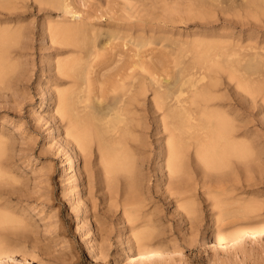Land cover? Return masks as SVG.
I'll list each match as a JSON object with an SVG mask.
<instances>
[{
  "label": "bare ground",
  "instance_id": "1",
  "mask_svg": "<svg viewBox=\"0 0 264 264\" xmlns=\"http://www.w3.org/2000/svg\"><path fill=\"white\" fill-rule=\"evenodd\" d=\"M1 1L0 5L4 6ZM49 1L51 5L60 3L64 14H77L67 0ZM136 1L140 5L145 0ZM217 1L152 0V8L153 3L163 5L161 7L159 4L162 17L155 18V12H152L155 21L152 18L150 24L139 22L130 29L144 31L145 26L149 25L150 31H154L157 25V28L165 31L176 24L189 22L210 29L217 23L202 20L206 15L210 17V8ZM145 4L143 9L146 8ZM224 6H218L220 15H223L219 19L224 23L221 31H196L182 40H175L174 47L171 45L176 50V53L173 50L175 65L181 67L174 80L165 76L161 78L165 74L162 64L152 67V61L148 62L144 57L138 61H126L122 49L114 51L118 46L114 41L119 39V30L106 34L105 39H100L101 42L97 39L98 34L94 33L89 45L83 41L79 45L74 38L71 46L79 48V54H83V57L78 59L82 61L75 68L76 73H67L59 78L60 83L65 77L71 79L72 85L78 88L74 91L70 90L74 87L57 90V114L60 126L64 127L66 141L63 146L69 167H73L71 150L81 157L82 169L90 172V175H86L88 184L92 176L101 174L110 191V199L116 202L114 204H117L118 197L123 198L120 207L133 235L127 247V258L134 263L152 262L164 256L156 245L147 244L155 236L156 225L152 213L145 209L149 198L145 196L143 185L146 172L153 163L159 172V179L166 176V192L176 195L175 199L179 202L192 199L195 195L196 186L191 183L193 167L198 169L199 182L202 180L201 186L205 187L207 173H216L229 166L257 167L262 160L258 148H264V133H259L258 126L264 127V23L252 15L253 10L263 14L264 0H244L241 5ZM240 12L244 17L236 20L229 17L239 16ZM151 14L148 13L149 16ZM251 16L255 19L253 22L250 21ZM16 17V14H0V71L5 66H12L11 48L18 40L19 33L18 27L10 25L9 20ZM53 28H50V32ZM62 29L65 34L68 32L65 37L68 34L75 37L76 29L74 32L72 28ZM238 29L241 32L237 34ZM251 29H258L262 34L253 35L248 32ZM61 31L54 30L53 34L58 32V35H62L59 34ZM72 35L68 43L72 41ZM62 37L64 35L61 40ZM136 40L132 43L137 48L148 45L147 40H142L144 43ZM53 41L55 39L49 43ZM71 64L68 63L69 66ZM58 69L60 73L63 68ZM91 92L94 93L93 99ZM246 117L250 120H246ZM4 143L0 141V148ZM250 177L247 176L248 181ZM10 178V168L0 163V182L9 184ZM98 181L101 182V177ZM227 192V189L217 191L214 197L215 204L221 210L227 206L229 198L224 197ZM239 203L243 202L240 200ZM180 207L189 213L195 210V202L188 200ZM7 211L0 208V261L15 257L18 249L12 247L15 242L12 236L17 235L19 228L24 230L27 227L26 224L23 227L25 222L21 223V218H17L20 222ZM256 211L258 208L254 200L244 201L236 212V219L229 222L233 231L225 233L221 228L215 230L216 243L237 244L251 234L264 235V221L261 225L245 226L249 222L247 218L253 217ZM240 219L246 221L241 223ZM215 245L209 244L211 247ZM24 252L31 254L27 250Z\"/></svg>",
  "mask_w": 264,
  "mask_h": 264
},
{
  "label": "rangeland",
  "instance_id": "2",
  "mask_svg": "<svg viewBox=\"0 0 264 264\" xmlns=\"http://www.w3.org/2000/svg\"><path fill=\"white\" fill-rule=\"evenodd\" d=\"M45 1L2 0L1 3L5 5H0V14L18 16L9 22L18 27L19 33L18 40L11 48L12 66H5L0 71V141L5 142L0 148V163L11 170L10 185L0 182V208L8 210L15 219L21 218L22 222L17 220L25 222L23 227L25 224L27 226L24 230L19 228L17 235L12 236L15 241L12 247L18 249L15 257L0 261V264H264V235L251 234L247 239L230 245L216 243L214 235L219 228L225 233L233 231L229 222L236 219L240 205L250 199L255 201L258 211L247 218L249 222L245 226L261 225L264 221V148H258L262 160L257 167L229 166L216 173H207L205 187L201 186L202 180L199 182L198 169L193 167L191 183L196 186L195 195L192 199L179 202L175 199L176 195L166 192V176L160 180L153 163L147 169L143 185L145 196L151 200L147 199L145 209L152 213L156 225L155 236L147 244L156 245L164 256L152 262L134 263L127 258V247L133 235L120 207L123 198L118 197L117 204H114L101 174L92 176L88 184L86 175H90V172L82 169L81 157L71 150L73 167H69L63 146L66 141L64 127L59 124L56 104L58 89H78L69 78L65 77L64 81L59 82V78L67 73H76L75 68L82 61L78 59L83 57V54H79V48L71 46L74 38L79 45L82 41L89 45L94 33L98 34L97 39L101 42L100 39H105L106 34L119 30V39L114 41L118 46L114 51L122 49L126 61H138L144 57L146 61H152V67L162 64L165 74L161 78L165 76L174 80L181 70L175 65V40H182L196 31H221L224 23L219 19L223 15H220L218 6L241 5L244 0L215 2L210 13L206 12L210 17L206 15L202 20L217 23L213 28L203 29L197 27L196 22H189L179 23L180 26L176 24L165 31H161L157 25L154 31H150L149 25L145 26L144 31L130 29L139 22L150 24L154 12L155 18L162 17L163 5L153 3L152 8V0H148V3L142 1L141 7L136 0H67L76 11L75 16L64 14L60 3L57 2L58 7L56 3L51 5L49 0V4ZM142 3L150 8L143 9ZM148 13L152 14L149 16ZM253 13L252 16L264 23V12L260 14L253 10ZM240 14L229 17L236 20L243 15L242 12ZM252 16L249 18L253 22L255 19ZM48 27L53 28L51 32ZM65 27L72 28V32L77 31L75 37L70 33L73 37L70 43L68 38L71 35L65 37L68 32L65 34L62 29ZM58 28L62 30L59 34L64 35L62 40L58 32L53 34L54 30L59 31ZM240 32L236 30L237 34ZM248 32L262 34L258 29ZM85 35L88 38H84ZM50 36L54 37L51 38L55 42L49 43L52 40ZM124 40H130V43ZM134 40L142 43L147 40L148 45L137 48L132 43ZM68 63H72L71 67ZM58 67L66 69L59 73ZM90 95L93 99L94 93ZM246 120L250 119L246 117ZM258 128L260 134L264 133V127L259 125ZM248 175H251L249 181ZM99 177L101 182L98 181ZM223 189L228 190L224 197L229 199L225 209L221 210L215 204L214 197L217 191ZM188 200L195 202V210L186 213L180 206ZM240 200L243 203L238 204ZM245 221L240 219L241 223ZM214 243L215 247L209 246ZM26 250L31 254L25 253Z\"/></svg>",
  "mask_w": 264,
  "mask_h": 264
}]
</instances>
